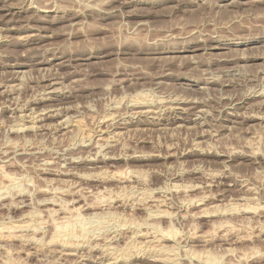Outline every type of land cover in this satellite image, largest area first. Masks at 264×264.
Here are the masks:
<instances>
[{
  "label": "rangeland",
  "instance_id": "obj_1",
  "mask_svg": "<svg viewBox=\"0 0 264 264\" xmlns=\"http://www.w3.org/2000/svg\"><path fill=\"white\" fill-rule=\"evenodd\" d=\"M263 84L264 0H0V264H264Z\"/></svg>",
  "mask_w": 264,
  "mask_h": 264
},
{
  "label": "bare ground",
  "instance_id": "obj_2",
  "mask_svg": "<svg viewBox=\"0 0 264 264\" xmlns=\"http://www.w3.org/2000/svg\"><path fill=\"white\" fill-rule=\"evenodd\" d=\"M204 2H205V1H204ZM10 3H11V2H10ZM8 4H9V3H8ZM26 7H27V6H26ZM30 7H31V6H30ZM30 7H29V8H30ZM5 8H6V7H5ZM22 8H23V7H22ZM8 9H9V10H8V12H9L10 10L13 9V7L10 6V7H8ZM23 9H24V8H23ZM18 10H19V9H18ZM13 11H14V10H13ZM25 11H26V10H25ZM27 12H28V10H27ZM21 13H22V12H21ZM18 14H19V13H18ZM4 18H5V17H4ZM20 22H21V21H20ZM25 30H26V29H25ZM218 48H219V47H218ZM14 70H15V69H14ZM53 82H54V81H53ZM204 85H205V84H204ZM263 85H264V84H263ZM263 88H264V87H263ZM49 91H50V90H49ZM60 91H61V90H60ZM43 92H44V91H43ZM261 92H262V91H261ZM56 93H57V92H56ZM255 93H256V92H255ZM49 96H50V95H49ZM141 97H142V96H141ZM262 97H263V96H262ZM35 102H36V101H35ZM140 106H141V105H140ZM259 106H260V105H259ZM60 107H61V106H60ZM173 107H174V106H173ZM50 108H51V107H50ZM56 108H57V107H56ZM56 108H55V109H56ZM43 109H44V108H43ZM51 109H52V108H51ZM51 109H50V110H51ZM140 109H141V108H140ZM45 111H46V110H45ZM45 111H44V112H45ZM59 111H60V110H59ZM262 111H263V110H262ZM36 112H37V111H36ZM41 112H42V111H41ZM34 113H35V112H34ZM55 113H56V112H55ZM57 113H58V112H57ZM201 113H202V112H201ZM38 114H39V113H38ZM143 115H144V114H143ZM258 115H259V113H258ZM260 116H261V115H260ZM36 117H37V116H36ZM36 117H35V118H36ZM45 117H46V116H45ZM177 117H178V116H177ZM196 117H197V116H196ZM203 117H204V116H203ZM256 117H257V116H256ZM37 118H38V117H37ZM260 118H262V116H261ZM21 119H22V118H21ZM23 120H24V119H23ZM64 120H65V119H64ZM64 120H63V121H64ZM68 120H69V117H68ZM24 121H25V120H24ZM30 121H31V120H30ZM30 121H29V122H30ZM43 121H44V120H43ZM195 121H196V120H195ZM56 122H57V121H56ZM79 122H80V121H78V123H79ZM175 122H176V121H175ZM261 122H262V121H261ZM261 122H260V123H261ZM23 123H24V122H23ZM182 123H183V122H182ZM32 124H33V123H32ZM62 124H63V123H62ZM73 124H74V123H73ZM159 124H160V123H159ZM19 125H20V124H19ZM23 125H24V124H23ZM63 125H64V124H63ZM63 125H62V126H63ZM79 125H80V124L77 125V123H75V126H74V127L77 126V127L79 128V127H80ZM191 125H192V124H191ZM32 126H33V125H32ZM35 126H36V125H35ZM44 126H45V125H44ZM67 126H68V125L66 124L65 127H67ZM181 126H182V125H181ZM200 126H201V125H200ZM36 127H37V126H36ZM57 127H58V126H57ZM179 127H180V126H179ZM183 127H184V126H183ZM190 127H192V126H190ZM193 127H194V125H193ZM20 128H21V127H20ZM24 128H26V127H24ZM30 128H31V127H30ZM22 129H23V128H22ZM22 129H21V130H22ZM73 129H74V128H73ZM24 130H25V129H24ZM24 130H23V131H24ZM69 130H70V129H69ZM69 130H68V131H69ZM116 136H117V135H116ZM84 137H85V136H84ZM97 137H98V136H97ZM86 138H87V137H86ZM86 138H85V139H86ZM101 138H102V137H101ZM98 139H100V138L98 137ZM107 139H108V138H107ZM82 140H83V139H82ZM83 141H84V140H83ZM89 141H90V140H89ZM83 144H84V143H83ZM104 146H105V145H104ZM107 174H108V173H107ZM112 177H113V176H112ZM158 203H159V202H158ZM17 226H18V225H17ZM17 226H16V227H17ZM23 226H24V225H23ZM21 227H22V226H21ZM25 227H26V226H25ZM60 229L62 230V228H60ZM65 230L67 231V229H65ZM58 232H59V230H58ZM60 232H63L62 234L65 236V234H64L65 231L62 230V231H60ZM60 232H59V234H60ZM65 233L68 235V234L70 233V231H69L68 233H67V232H65ZM59 234H58V238H59ZM62 234H61V235H62ZM61 235H60V236H61ZM70 235H71V234H70ZM69 237H70V236H69ZM61 238H62V237H61ZM64 238H65V237H64ZM71 238H72V237H71ZM73 238H74V237H73ZM67 239H68V236H67ZM61 240H62V239H61ZM64 240H65V239H64ZM70 240H72V239H70ZM67 241H68V240H67ZM72 241H73V240H72ZM63 243H65V242H63ZM70 243H71V242H70ZM66 244H67V243H66ZM66 244H64V245H66ZM71 244H72V243H71ZM74 244H75V243H74ZM62 245H63V244H62ZM69 245H70V244H69ZM108 245H109V244H108ZM70 246H71V245H70ZM77 246H78V245H77ZM104 247H105V246H104ZM76 248H77V247H76ZM162 248H163V247H162ZM70 249H71V248H70ZM163 249H165V247H164ZM168 249H169V248H168ZM63 250H64V249H63ZM72 250H73V249H72ZM160 250H161V248H160ZM107 251H108V250H107ZM167 251H169V250H167ZM66 252H67V251H66ZM159 252H160V251H159ZM161 252H163V251L161 250ZM170 252H171V251H170ZM165 253H166V252H165ZM165 253H163V254H165ZM72 254H73V253H72ZM104 255H105V254H104ZM168 255H169V254H168ZM170 255H171V254H170ZM124 256H125V255H124ZM162 256L164 257V255H162ZM104 257H105V256H104ZM159 257H160V255H159ZM166 257H167V256H166ZM114 258H115V257H114ZM114 258H113V259H114ZM160 258H161V257H160ZM167 258H168V257H167ZM113 259H112V260H113ZM156 260H157V259H156ZM156 260H155V261H156ZM162 260H163V259H162ZM167 260H168V259H167ZM169 260H170V258H169ZM169 260H168V261H169ZM171 260H172V258H171ZM155 261H154V262H155ZM163 261H165V260H163ZM165 262H166V261H165ZM110 263H111V262H110ZM166 263H167V262H166Z\"/></svg>",
  "mask_w": 264,
  "mask_h": 264
}]
</instances>
